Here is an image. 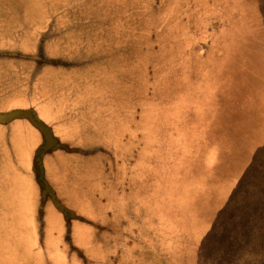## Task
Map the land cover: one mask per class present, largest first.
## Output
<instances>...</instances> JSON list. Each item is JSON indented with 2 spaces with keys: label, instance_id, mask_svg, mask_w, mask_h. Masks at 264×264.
Instances as JSON below:
<instances>
[{
  "label": "rangeland",
  "instance_id": "rangeland-1",
  "mask_svg": "<svg viewBox=\"0 0 264 264\" xmlns=\"http://www.w3.org/2000/svg\"><path fill=\"white\" fill-rule=\"evenodd\" d=\"M12 35V46L0 45V114H25L42 138L47 131L57 138L63 126L54 131L49 121L66 115L70 136L57 152L37 154L38 202L29 199L28 182L2 168L0 264L186 260L168 219L157 216L172 204L152 194L157 173L147 160L167 149L148 146L160 117L189 92L187 73L239 44L264 46V0H0V41ZM246 37L259 41L234 40ZM248 58L242 74L260 70L264 78V55ZM10 102L26 106L3 114ZM5 133L1 153L16 152ZM263 142L259 164L204 240L199 264H264V207H256L264 201ZM61 163L63 182L48 178Z\"/></svg>",
  "mask_w": 264,
  "mask_h": 264
},
{
  "label": "crops",
  "instance_id": "crops-1",
  "mask_svg": "<svg viewBox=\"0 0 264 264\" xmlns=\"http://www.w3.org/2000/svg\"><path fill=\"white\" fill-rule=\"evenodd\" d=\"M17 38L12 35L5 41H0V45L12 46ZM234 40L241 43L259 41L247 37ZM224 53V57L215 55L211 66L207 61L197 68L195 74L193 71L187 73L189 92L185 98L174 100L171 115H167V118L160 117L162 126L158 130L160 126H157L151 137L157 141L152 140L148 146L149 151L154 148L157 153L161 148L167 149L166 155L154 157V160L151 157L147 161L157 173L156 191L153 188L152 194L157 199L163 197L172 204H168L166 209H159L157 216L159 221L168 219L166 222L172 230V242L182 244V248L176 253L186 254L188 258L180 264L200 263V250L204 240L215 227L218 217L234 201L240 187L248 179L250 169H255L259 164L262 150L260 142L264 140V114L259 112L258 105H264V91H261L264 88V78H261L263 75L259 74L260 70L259 75H243L242 68L245 61L252 60H245L247 56L253 53L264 55V46L239 44L236 50H225ZM253 62L255 61L251 64ZM191 68L193 69L190 65ZM226 83L231 86L227 87ZM196 87L200 90L199 94ZM27 105V109L34 106L30 101H27ZM20 106L26 105L10 102L2 108V113L13 112ZM52 106L54 113L58 111L55 115L63 113L62 110H57L54 101ZM65 118L66 115L49 121V126L54 131L58 132L55 127L57 125L63 127L61 134L54 133L58 139L52 136L54 146L46 150L43 147L47 145V139L40 136L38 127L27 117L0 123V132H6L7 137L4 138L8 139V145L14 146L11 145L12 140L17 143L16 152L7 149L3 153H6L5 158L0 151V164L3 166H0V175L5 178L3 169L12 167L11 173L14 172V176L6 177L14 179L18 175L28 182L31 194L29 199L37 202L42 199L35 172L37 154L39 150L46 154L57 152L62 139L70 136L69 124ZM18 132L28 133L27 138H16ZM160 132L163 134L162 142H158ZM153 162L156 163L155 167ZM48 164L49 161L45 165ZM57 165L58 168L53 169V172H47V177L51 178L54 174L59 182H63L68 168L63 163ZM256 207H264V201ZM176 263L179 264L177 261Z\"/></svg>",
  "mask_w": 264,
  "mask_h": 264
},
{
  "label": "water",
  "instance_id": "water-1",
  "mask_svg": "<svg viewBox=\"0 0 264 264\" xmlns=\"http://www.w3.org/2000/svg\"><path fill=\"white\" fill-rule=\"evenodd\" d=\"M17 116H20V117H22V116H25V114H22V113H18L17 115H16V117ZM15 116H13V115H1L0 114V123H2V122H7V121H9V120H12L13 118H14ZM15 117V118H16ZM36 126L39 128V129H41V126H40V124L38 123V122H36ZM46 139H47V145H45L44 147H43V150H46V149H48V148H50V147H53L54 146V139L52 138V135H50L49 134V132L47 131L46 132Z\"/></svg>",
  "mask_w": 264,
  "mask_h": 264
}]
</instances>
